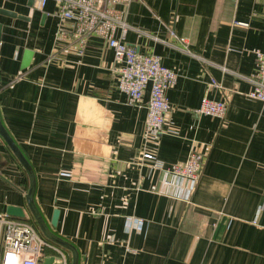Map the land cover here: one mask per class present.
<instances>
[{"label":"crops","instance_id":"1","mask_svg":"<svg viewBox=\"0 0 264 264\" xmlns=\"http://www.w3.org/2000/svg\"><path fill=\"white\" fill-rule=\"evenodd\" d=\"M27 2L0 0L17 15L0 14V122L31 166L44 222L75 248L78 264H264V101L247 95L253 51L264 52V0L109 5L128 24L123 41L177 74L166 90L172 131L155 142L144 138L149 85L139 104L127 102L105 40L88 37L78 54L75 41L57 40L58 3ZM26 50L32 58L21 68ZM203 96L225 100L224 116L197 113ZM144 148L163 167L201 151L191 192L184 178L167 175L172 184H164L166 170L142 158ZM28 187L25 167L0 136V213L19 206L51 244L42 257L58 256V247L70 264L71 249L36 223Z\"/></svg>","mask_w":264,"mask_h":264},{"label":"built area","instance_id":"2","mask_svg":"<svg viewBox=\"0 0 264 264\" xmlns=\"http://www.w3.org/2000/svg\"><path fill=\"white\" fill-rule=\"evenodd\" d=\"M45 1L39 0L40 5L43 6ZM55 1L58 3L56 11L58 41L65 43L75 41L76 51L82 54L88 37L98 36L104 39L113 51L115 62L120 65L117 87L126 95L127 102L131 104L136 105L141 102L144 89L149 85L147 119L144 129L145 141L155 142L162 132L172 131V128L166 127L169 110L166 90L175 84L177 74L173 69L162 65L160 57L156 54L139 53L123 41L128 24L122 13L110 7L119 0ZM117 29H120L118 37L115 36ZM171 34H173L172 31ZM179 43L185 53L198 58L185 38H179ZM253 52L255 68L249 76L251 88L247 95L264 101V52L258 49ZM195 111L223 117L226 111V101L203 96ZM141 156L150 161L155 168L166 170L162 180L167 186L172 184L167 175L175 179H186L188 194L199 179L204 160V154L195 149L190 150L184 160L173 162L169 167H163V161L151 149H142ZM45 245L51 244L46 242L29 219L0 213V264H38ZM55 249L65 264L62 251L58 247Z\"/></svg>","mask_w":264,"mask_h":264},{"label":"water","instance_id":"3","mask_svg":"<svg viewBox=\"0 0 264 264\" xmlns=\"http://www.w3.org/2000/svg\"><path fill=\"white\" fill-rule=\"evenodd\" d=\"M33 2H34V0H28L27 5L31 6L33 4ZM0 14L6 15L9 17H16L17 16L16 14L11 13L10 11L3 10V9H0ZM32 54L33 53L30 50L24 51V56H23V59L21 62V68H26L30 64ZM0 136L3 138V140L8 145V147L11 149V151L14 152V154L17 156V158L23 164V166L25 167V169L28 173L29 187H28V190L25 194V197H26L28 207H29L30 211L32 212V214L34 215L35 221L38 224L39 228L41 229L43 234H45L51 240L57 242L58 244H60L62 246L70 248L72 251V261L70 264H78V257H77V252H76L75 248L68 241L64 240L63 238L59 237L58 235L54 234L51 230H49L48 226L44 222V220H43V218H42V216H41V214H40V212H39V210H38V208L34 202V198H33V193H34V188H35V177H34L32 169H31V166L29 165V163L27 162V160L25 159V157L23 156V154L21 153V151L19 150V148L15 144V142L12 141V139L10 138V136L8 135V133L6 132L4 127L2 126L1 122H0ZM58 213H59L58 209L53 210V214L51 217V224L52 225L56 224L57 218H58ZM5 214L15 215V216H19V217H23L25 215L23 210L19 206H12V205L6 206ZM41 264H64V263L60 259L59 256H56L54 254H47V255H44L42 257Z\"/></svg>","mask_w":264,"mask_h":264}]
</instances>
